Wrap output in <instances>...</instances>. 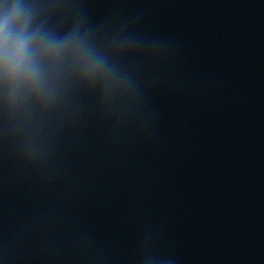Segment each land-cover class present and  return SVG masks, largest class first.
I'll return each instance as SVG.
<instances>
[{"label": "clouds", "instance_id": "obj_1", "mask_svg": "<svg viewBox=\"0 0 264 264\" xmlns=\"http://www.w3.org/2000/svg\"><path fill=\"white\" fill-rule=\"evenodd\" d=\"M69 9L70 0H0V130L27 164L45 162L48 130L75 115L81 95L118 120L135 97L122 61L137 42L120 33L102 42Z\"/></svg>", "mask_w": 264, "mask_h": 264}]
</instances>
